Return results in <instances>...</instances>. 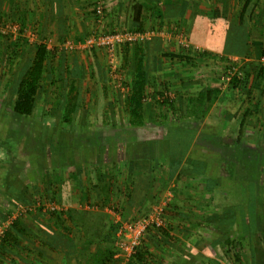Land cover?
Wrapping results in <instances>:
<instances>
[{"label":"crops","instance_id":"1","mask_svg":"<svg viewBox=\"0 0 264 264\" xmlns=\"http://www.w3.org/2000/svg\"><path fill=\"white\" fill-rule=\"evenodd\" d=\"M7 1L10 5L16 0ZM40 1L45 10L42 9L37 19H40L39 26L45 29L44 35L51 34L52 30L57 34L64 29L65 33L68 27L88 25L84 20L87 16L83 14L91 11L92 0H74V3L73 0ZM106 1L112 7L108 10V20L114 25L123 19L124 11H127V25L142 30H158L160 25L170 27L175 22H181L180 26L184 23L189 29L195 19L214 17L228 22L226 27L231 28L232 41L238 42L240 35H245L247 42L257 43L260 39L259 43L264 42V0H213L214 5H196V8L191 6L192 0ZM80 2L85 3L78 5ZM129 2L137 3L135 10L132 5L127 7ZM72 3L82 7L77 20L76 17L72 20L69 14ZM84 7L87 9L83 10ZM130 10L134 15L128 13ZM45 11L49 13L46 15ZM53 37L54 43L59 40L57 35ZM160 39L166 41L163 33L154 40ZM167 40L173 41L171 35ZM86 55V68L73 59L72 73L66 74L63 80L69 84L67 94L73 91L77 98L82 84L83 89L103 91L99 88L101 76L105 79L104 90H109L110 69L106 65L112 64L106 61L102 70L91 62L93 58L89 54ZM126 59L129 64L133 60L132 68L127 72L132 88L137 80L136 67L140 66L146 73V87L151 85L158 89L160 83L165 82L176 91L187 93L193 88V82L198 81L187 72L183 61H177L164 51L123 53L121 50L117 53L118 64L123 65ZM64 72L62 68L60 79ZM56 80H59L57 76L51 82L55 84ZM247 100L251 103L247 107L254 104L246 96L239 101L245 105ZM189 101L188 105L184 103L180 107L179 116H175L179 121L191 123L196 117ZM105 102L110 108L106 114H87L81 118L78 114L72 115L70 122L97 124L88 127L86 133L85 129L62 130L57 125L62 122L60 115L36 117L39 121L31 119L35 115L18 116L22 125L13 126L14 129L9 125L15 122V117L8 112L0 115L1 123L6 126L0 132V221L6 217L5 212L22 205H34L41 198L54 200L63 209L51 218L37 210L25 213L19 219L18 229L9 233V241L4 245L6 253L0 258V264H122L110 253L115 252L114 243H111L116 240L115 229L111 227L116 218L120 216L121 221L132 222L164 202L169 194L165 240L160 242L164 239L160 236L153 238L141 248L140 260L134 259L131 264H224L220 257H211L216 250L213 245L198 243L191 246L188 241L190 235L212 232L247 235V242L254 238L249 240V252L240 263L264 264V244L258 237L264 234V198H253L255 182L250 180L246 187L241 185L243 195L247 194L248 198H209L214 193L208 188L212 184L219 185V178L207 175L203 166L196 167L200 173L187 175L185 170L193 168L186 162L191 148L179 161L172 157V148L165 140L167 129L158 142L150 132L144 138L139 131L142 127H135V130L122 127L124 122L155 123L169 117L168 111L158 112L152 103H143L142 109L136 110L134 104L126 107L122 100L116 102L110 96ZM187 129L195 133V138L199 136L196 128L189 125ZM137 136L139 139L135 141ZM161 157L167 158V163L171 159L174 161L169 167L166 165V169L164 165L162 169L161 166L155 168L153 164L163 160ZM176 161L178 164H174ZM219 202L225 205L221 208ZM108 256L112 258L108 259Z\"/></svg>","mask_w":264,"mask_h":264},{"label":"rangeland","instance_id":"2","mask_svg":"<svg viewBox=\"0 0 264 264\" xmlns=\"http://www.w3.org/2000/svg\"><path fill=\"white\" fill-rule=\"evenodd\" d=\"M204 1L205 2H199V0H195L194 2V0H192L191 6L195 7L197 5L196 7H199L203 4L206 6L214 5V3H211L214 2L213 0ZM83 3L80 2L78 5H82ZM99 5H103L104 7L103 16H99L96 13V8ZM130 5H132L133 9L137 7V3L134 5L129 2L127 7ZM89 6V10H91L89 14H83V16L89 18V20L84 18L88 23L87 26L85 25L80 28L68 27V31L65 30V33L64 29H62V31L60 30L57 34L52 30L50 31L52 32L51 34L48 33L44 35L45 29L39 26L40 19H37L38 14H42V9L45 10L42 1L16 0L8 5L7 0H0V115L8 112L11 116L15 117V122L9 125L10 129H14L13 126L20 127L22 125V123L18 121L19 119H17L18 116L13 113L11 108L16 98L18 82L32 64L35 52L41 43L47 45L49 54L43 78L44 80L36 97V109L33 114V116H35L31 118L32 120H38L36 117L39 116L45 118L50 115H60L62 116V122L57 125L61 126L62 130H70V128L72 130L85 129L84 131L86 133L88 132V127L97 124L70 122L73 118L72 115L76 116V114H78L81 118V116H87V114H94L96 116L98 114H106L108 109H110L105 102L109 96L116 102L122 100L126 107L131 103L132 81L129 80L127 72L132 68V59L130 60V64L128 62L129 60L126 59L123 65L118 64L117 60L112 65H106L110 69L108 74L109 90H104L105 79L100 75L101 78L99 82L102 83V85L100 84L99 88H103V91L86 90L83 89L82 84V88H80L82 91H80L79 98L76 97L73 91L69 95L67 94L66 88L69 87V84L66 85L63 80H65L66 74L72 73V68H70V66H73L71 64L73 59L81 63L79 66L86 68V54H89V57L93 58L91 62L102 70L106 67V61L109 63L111 62L105 50H83L80 48L66 49V44L69 42H82L92 34L138 30L134 26L127 25V11H124L123 19L120 23L116 25L111 23L110 19L108 20V10L112 7H110L106 0H92ZM70 7L71 11L69 14H71L72 20L75 19V17L77 20L81 12L79 8L82 7L76 6L75 4ZM85 9H87V7L83 8V10ZM44 13L47 15L49 12L47 11L46 13L45 11ZM128 13H133L134 15L132 10L128 11ZM211 15L213 16L214 12H212ZM202 20L204 21L202 23H207L205 19ZM195 22L201 23V21L195 19L192 26ZM180 24L181 22L179 24L175 22L169 25L170 27H163V25L158 27L159 33H163L166 38L165 42L162 39H160V42H155V40L152 39L150 42L142 45L121 48L118 52L121 50L123 53H139L150 50L164 51L166 54L177 58V61H183L186 64L185 67L188 68L187 72L195 76L198 81L193 82L194 80H192L194 86L187 93L186 91H176L171 85L165 82L160 83L158 89L150 85L145 91L144 103H152L154 110H158V112L163 111L165 113V111H168L169 117L166 116V118L159 119V121L155 123L141 124L142 126L136 125L133 122H124L122 127L127 130H133L135 127H142L139 131L143 134L144 138H146V135L148 136L147 133L150 132V134L153 135V139L159 142L162 140V133L167 129V126H181L182 128H187L190 125V127H194L198 130L197 133L199 136L194 139L191 151L186 159V162H189L193 168L186 169L185 172L187 175L193 176L200 173L196 167L203 166V168L207 170V175L213 178H219V185L214 184V186L212 184V186L208 188V190L211 189L210 191L214 193L211 194L209 198H248L247 194L243 195L241 185L243 184V187H246L248 184L247 182L250 180L255 182V194H253V198H264V79L259 80L256 77V75L260 73L261 68H264L262 60L264 54H261L264 53V42L262 41V43H259L261 39L257 43L248 42L246 54L239 56L240 58H234L236 55L233 53L218 52L212 47H208L206 44L192 41L190 39L192 35L190 28L188 29L184 23L181 26ZM149 30L143 29L142 31ZM168 34L171 35L173 41L167 40L169 37ZM55 35L59 37V40L54 43L52 40ZM182 35H185L194 47L198 46L199 50H187L184 48L182 42L178 39V37ZM15 44L19 45L17 57L13 60L12 65H9L8 56L10 53L8 52V47L14 46ZM232 47L233 46H231L230 49H232ZM61 66L65 69L62 79H60ZM244 70L251 75L249 81L238 84V89H235L232 85V79L237 74L241 75L244 73ZM56 76L59 80H56V83L53 84L51 81L54 80ZM91 79L93 78L91 77ZM72 86L74 88V84ZM123 88L125 90H123ZM169 92L175 96L173 108L162 105V102L166 98H169L167 96ZM245 96L254 101V104L250 107H247L251 104L249 100L245 101V105H243L244 103L241 105L239 101L240 98L242 99ZM103 99L104 101H102ZM188 99L190 100L189 104L191 107L193 104L204 105L203 112L199 117H195L191 123H186L187 121L184 120L179 121L175 117L180 113V107L183 106L184 103L188 105ZM257 99L259 102H255ZM169 118L171 119L170 122L168 121ZM242 119L247 121V123L244 124L243 122L245 121H242ZM5 128L6 126L0 121V132L1 130L4 131ZM141 133L138 134L142 135ZM1 136L2 134H0V137ZM184 136H186L184 137L185 141H188L190 134H185ZM138 139L139 137L137 136L135 141H138ZM228 139L233 140V143L230 145L227 144L226 140ZM173 161L174 160L171 159L170 163ZM167 162L166 158L159 160L158 163L154 162L156 164L153 165L155 168L161 166L160 169H162L164 165L166 169V165L169 167L170 164ZM174 164H178V162L176 161ZM250 188H252V185ZM165 198H167V196ZM40 201L57 204L52 200H48V198H41L36 200L34 205H22L4 213L6 217L0 221V230L4 231L3 235L0 236V258L3 257L2 247L4 243L2 244V241L6 233L12 228L15 222L19 221L30 209L32 211H41L44 215L50 216L49 218L55 215L54 213L43 212L41 208L36 207L37 203ZM219 203V207L221 208L225 205L222 202ZM25 210H27V212H24ZM13 217H15L14 221L8 226L7 220ZM159 232V229L151 228L144 237L142 246L144 247L147 243H150L153 238L158 236L164 238L160 240V242H163L167 234ZM252 237H254V235H252ZM258 237L261 238L260 240L264 244V234ZM246 238L247 235H220L212 232L204 235H190L188 241L191 246L198 243L213 245V248L215 247L216 250L214 249L215 252L211 257L215 255L216 257H220V260L224 261V264H241L240 261L242 262L245 260L249 252V240L254 239L249 238L247 242ZM256 240L257 239H255V241ZM251 243L252 241H250V245ZM108 259H111V257L108 256Z\"/></svg>","mask_w":264,"mask_h":264},{"label":"trees","instance_id":"3","mask_svg":"<svg viewBox=\"0 0 264 264\" xmlns=\"http://www.w3.org/2000/svg\"><path fill=\"white\" fill-rule=\"evenodd\" d=\"M198 20L201 21V23L195 22L194 25L190 27L191 30L190 32L192 34L190 36V39L192 41L201 44H206L208 47L210 48L212 47L218 52L222 51L223 53H233L234 55H238V56H243L246 54L247 52L246 49L248 46V42L246 41L247 36L240 35L238 42L232 41L233 37L231 35L232 33L231 28L229 26L226 27V24H228L226 20L224 19L220 20L211 17L205 20L207 22L206 24L202 23L204 22L203 20L200 19ZM137 29L138 31L142 30L139 27ZM243 31H246V29H243ZM158 42H160V40H158ZM231 46H233L232 49H230ZM18 47H19L18 44L8 47V52L10 53L8 56L9 65H12L13 60L16 59ZM48 54H49V50L47 48V45L41 43L35 52L34 58L32 60V64L30 65L26 73H24L21 80H19L18 82L16 98L11 110L19 117H31L34 114V111L36 109L35 106L36 97L44 80L43 78L46 71ZM136 70H137V80L133 84L132 95H131L132 97L130 98L131 100L130 102L134 104L136 110L139 109L141 110L145 99L144 98L145 91L147 89L146 80H145L146 73L142 71L141 66L136 67ZM250 76H251L250 73L244 70V73H242L241 75L237 74L236 76L233 77L232 85L234 86L235 89H238V84L246 83L247 81H249ZM256 77L259 80L264 79V68H261L260 73H258ZM162 103H163L162 105L169 106L171 108H173L174 105L173 101H169V100H164ZM203 106H204L203 104H199V105L193 104L191 107L192 114L195 115L196 117H199V115L204 110ZM133 123L139 126H142L144 124L143 122H133ZM172 128L173 127L167 128V132H166L167 134L165 140L169 142V146L172 148L173 151L172 157H175V159L181 161L183 157H185L189 152L192 143L195 139V133L193 131L189 132L187 128L184 129L181 126H176L174 127V129ZM172 133L173 136L170 137ZM185 134H190L188 141H185L184 139V137H186L184 136ZM230 140L231 139L226 140L227 144L229 145L233 143V140L231 141ZM54 214L56 215L59 213H54ZM165 219H166V214H165ZM19 222L20 221H16L15 224L12 226V228L6 233V236L3 238L2 244L4 243L5 245V243L9 241V236H10L9 233L13 231V229L15 228L18 229V227L20 226ZM167 226L168 225H166V227L164 228H156V229L160 230L159 233L166 234ZM111 229L113 230L115 229V227L112 226ZM150 229L148 230V232L150 231ZM114 241L115 240L111 241V243H114ZM4 245L2 247L3 255L6 253ZM142 247L143 246L141 245L138 248V252L135 256V259L140 260ZM110 253L111 256L115 254L114 251Z\"/></svg>","mask_w":264,"mask_h":264},{"label":"built area","instance_id":"4","mask_svg":"<svg viewBox=\"0 0 264 264\" xmlns=\"http://www.w3.org/2000/svg\"><path fill=\"white\" fill-rule=\"evenodd\" d=\"M96 13L99 16H103L104 7L99 5L96 8ZM161 36L158 30H149V31H138V30H123L115 31L105 34H92L85 40L79 43L69 42L65 45L66 49H76L80 48L83 50H105L108 57L110 58L111 64H114L118 50L121 48H126L128 46L142 45L144 43L150 42L152 39ZM182 42V45L187 50L195 49L199 50L198 46H193L188 38L185 35L178 37ZM264 63V58L262 59ZM128 89V88H127ZM123 90H125L123 88ZM170 99L173 101L175 98L174 94L169 92L167 94ZM165 99V100H166ZM171 198V195L164 200V202L154 206L152 210L142 216L133 220L132 222H123L120 220V216L116 218L114 227H115V237L114 242L115 246V258L122 264H130L134 261L135 256L138 252V248L142 245V241L146 236L148 230L152 227L155 228H164L167 225L165 214L168 199ZM36 207L41 208L43 212L48 213H60L63 209L55 203L40 201L37 203ZM29 210V209H28ZM31 210V209H30ZM29 210V211H30ZM24 212H27L25 210ZM15 217L9 218L7 224H12ZM4 231L0 230V236L3 235Z\"/></svg>","mask_w":264,"mask_h":264}]
</instances>
